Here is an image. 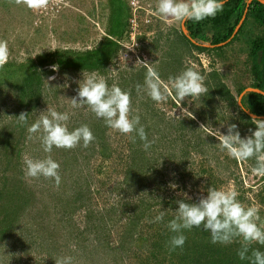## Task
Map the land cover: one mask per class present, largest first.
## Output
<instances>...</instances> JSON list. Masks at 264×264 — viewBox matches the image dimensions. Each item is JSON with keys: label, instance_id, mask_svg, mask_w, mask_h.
Here are the masks:
<instances>
[{"label": "rangeland", "instance_id": "374dc122", "mask_svg": "<svg viewBox=\"0 0 264 264\" xmlns=\"http://www.w3.org/2000/svg\"><path fill=\"white\" fill-rule=\"evenodd\" d=\"M91 1L95 0H68L61 3L58 12L52 13L46 9H29L22 0H0V40L7 41L8 48L7 62L0 63V208L2 200L11 207L12 200L16 203L26 191L37 208L45 205L51 211L45 218L46 223L50 221L48 229L42 228L41 218L31 209L25 216L15 218L19 222L13 227L4 226V214H0V264H50L62 256L73 257V264H177L171 263L162 250L151 247L158 238L167 248L169 245L165 239L167 228L163 224L150 223V220L160 211L173 213V217L178 207L176 201L185 199V193L190 198L186 202H198L211 186L234 189L244 204L259 206L264 218V176L252 172L255 159L238 161L230 158L226 151L220 150V141L213 136L219 135V131L227 132L222 118L226 117L228 126L235 123L234 114L238 119L243 118L240 127L244 128V121L249 118L243 106L237 99L225 108L221 100L215 101L212 107L205 105L210 94L194 101L191 97L179 100L170 94L159 104L146 94L138 95L136 85L143 84L147 68H135L126 63L125 51L120 44L112 54L115 47L112 42L121 36L116 32L125 31V27L128 29L130 10H122L119 0H99L101 9H109L105 12L108 15L104 14L107 18L100 17L101 27L98 20L86 16L88 8L92 7ZM80 5L86 6L83 19L78 13ZM69 14L68 23H63V17ZM117 23L118 27L122 25L120 30L115 26ZM263 31V27L250 20L244 33L232 43L222 44V49L209 43V51L196 50L186 56L183 65L181 58L187 44L182 37L177 38L182 49H175L172 59L163 61L170 66H158V58L156 60L149 52L146 54L150 66L158 72L174 97L170 78L160 75L164 68L171 71L172 77L186 67H192L204 76L225 75L239 99V90L244 88L245 92L254 82L250 37ZM207 33L211 37L212 31ZM97 48L103 50L102 58H106L100 64L104 72L93 69L66 74L50 58V54L59 50L72 57L75 53ZM9 62L12 66L2 69L1 65ZM32 64L41 71L53 70L52 74L43 76L42 83L36 77L34 83L40 84L41 88H32L30 79L35 76ZM53 66H58V71ZM83 71L95 72L105 77L109 86L115 83L122 90L130 91V116H140L149 140L154 141L149 151H144L138 137L133 143L129 135L109 129L87 106L72 107L71 99L77 95V81L82 79ZM205 85L207 87V83ZM27 90L34 93L30 95ZM48 107L67 111L70 129L87 124L94 134V141L87 148L81 142L72 149L54 148L50 154L45 153L39 138L42 130L29 139L27 128L17 123L16 117L27 113L31 124ZM202 125L207 130L201 128ZM6 140L10 149H14L7 159ZM48 155L60 164L58 186L54 180L44 177L26 179L24 176L25 156L43 159ZM20 184H24L25 190L19 188ZM171 184L177 187L173 189ZM166 201L173 207L166 205ZM64 211L67 214L63 217ZM193 230L185 231L187 239L197 238ZM39 231L44 240L37 236ZM54 239L57 243L53 245L57 249L44 246L47 241L52 244ZM252 245L260 248L255 242ZM240 246L238 241L223 245L226 256H234ZM164 257L166 260L161 262ZM239 264L245 262L241 260Z\"/></svg>", "mask_w": 264, "mask_h": 264}, {"label": "clouds", "instance_id": "9594fccd", "mask_svg": "<svg viewBox=\"0 0 264 264\" xmlns=\"http://www.w3.org/2000/svg\"><path fill=\"white\" fill-rule=\"evenodd\" d=\"M22 2L27 8L37 10L45 8L48 0H22ZM225 3L226 0H157L156 9L151 3L156 15L152 17V22L144 27L143 35L145 34L144 37L148 39V43L139 48L140 57H146L144 62L136 61L137 57H133L132 50L121 42L125 36L126 27L123 29L125 31L116 42L124 48L125 62L135 68L138 66L147 68L143 84L136 85L138 95L146 94L159 104L161 101L167 100L168 95L171 94L168 85L162 83L158 72L150 66V58L145 51V47L151 44L157 33L152 28L153 22L159 16L164 21L173 20L179 25L188 21L200 22L209 17L214 18L219 12H222ZM127 4L131 16L129 0H127ZM147 33H149L148 36ZM7 58V41L0 40V63H6ZM53 69L58 71V66H53ZM49 79H55V77ZM204 81L205 76L199 71L192 67H186L175 77H170L171 88L175 93L173 98L184 100L186 97H191L194 101L208 92ZM77 83V95L71 99L72 107L87 106L97 118L104 121L109 129L129 135L133 143L138 137L143 142L145 152L151 149L154 141L149 140L145 127L141 124L140 116H130L132 111L130 91L122 90L115 83L109 86L105 77L99 76L95 72L83 71L82 79ZM16 120L17 123L27 128L29 139L33 134L42 130V135L39 137L40 143L43 151L49 154L54 148L72 149L80 145L81 142L82 146L87 148L95 139L87 124L70 129L68 126L70 114L67 111L60 112L48 107L46 111L41 112L39 119L31 124L27 113H21L16 117ZM251 122L256 125L255 130H250L251 135L242 137L238 126L229 124L225 134L219 131V135L213 136L220 141L218 143L220 150L226 151L230 158L238 161L254 158L255 166L252 167V172L264 176V119L253 115ZM201 128L207 130L204 125ZM132 133L135 135H130ZM59 168L60 164L51 155L43 159L26 156L23 158V171L26 179L44 177L54 180L58 186L61 182ZM170 186L173 189L177 187L176 184ZM238 195L234 189L224 190L211 186L207 188L206 196H201L198 202L190 203L186 202L190 198L185 193V199L176 201L178 207L172 219L166 221L167 211H160L150 220V223L163 224L169 232L174 234L168 242L171 251L185 245L186 230L190 231L202 226L205 232L210 233L212 244L229 245L238 241L241 247L237 254L241 260H248L249 264H264V251L259 248H251L254 242L264 246V218L260 215V207L244 204L238 199ZM250 251L251 255H249ZM55 261L56 264H73V257L62 256Z\"/></svg>", "mask_w": 264, "mask_h": 264}, {"label": "trees", "instance_id": "16d2710c", "mask_svg": "<svg viewBox=\"0 0 264 264\" xmlns=\"http://www.w3.org/2000/svg\"><path fill=\"white\" fill-rule=\"evenodd\" d=\"M250 20L263 27L264 30V3L261 0H226L223 11L219 12L214 18L209 17L200 22L188 21L187 27L191 31L192 38H195V41L193 42L194 47L200 51H209L210 48L204 46V43L208 42L211 45H215L216 47L219 45L217 49H222L223 46L220 44H224L226 42H228L226 44L232 43L234 39L244 33V29ZM239 25H241L240 29L236 35H234ZM208 31H212L211 37L207 35ZM116 33L120 36L123 34V31ZM249 43L251 45L250 58L252 60V75L254 78L252 86L253 88H258L264 91V31L262 34H258L255 37H250ZM112 44H115V47L113 48L114 50L112 49V51H114L112 54L114 55V53L119 49V45L115 41H113ZM102 51V49L100 50L97 48L89 52L85 51L79 54L75 53L72 57H70L66 56L62 53V51L59 50L50 54V58H52L54 62L60 66L63 73L65 72L66 74L74 70L98 69L104 72V68L102 65H100L103 64L104 60L106 59L102 58V56H104L102 55ZM92 58H94V60ZM110 58L112 57L110 56ZM1 66L2 69L8 68L12 66V63L9 62ZM32 66L34 73L33 75H35L30 79L32 88L35 86H37V88H41V85L35 84L34 81L37 77L39 79V83H42V78L44 75H47V72L46 70H39L36 67V64H32ZM243 89L239 91L242 92ZM27 93L31 95L34 93V91L27 90ZM242 103L244 108L247 109L246 111L257 115L258 118L264 119V93L254 90H252V92L248 91L243 96ZM247 117L252 119L250 115H247ZM6 144L8 145L5 147V156L7 159V157L9 158L12 155L11 151L14 149H10L9 141L6 140ZM19 188L24 189V184H20ZM21 194L22 195L19 197L16 203L14 201L15 199L12 200L11 203L13 206L11 207H9L8 204L2 200L0 214H4L2 219L3 225L6 227H13L14 225L17 226L16 224L19 222V219L15 218H19L20 215L25 216V212L27 213L31 209V211L34 212V215H38L41 218L39 223L42 225V228L48 229V226H50L48 225L50 221L49 223H46L45 218H47V215L51 213V211L47 209L45 205L44 207L37 208L35 203H33L34 199L31 196H28L26 191H23ZM165 203L166 205L170 204L168 201ZM170 206L173 207V204L171 203ZM63 213V217L66 216L67 212L64 211ZM172 214L170 215L166 213L165 220L167 221L172 219ZM166 232L167 237H165V239L169 242L171 236L174 234L169 232L168 229H166ZM193 232L197 238L187 239L185 245L182 248H177L175 251H171L169 247L167 248L166 243H163V241L159 242L158 239L160 238L153 241L151 247H153V249L162 250L164 253H166L165 257L168 258L171 263L173 261L177 262V264H239L241 262V259L237 254L238 250L235 252L234 256H226L223 245L220 246L219 244H212L210 241V233L205 232L203 228H194ZM40 233L42 232L39 231L37 235L39 239L42 238ZM162 234H164V232H162ZM53 243L55 245L57 241L54 239L52 244L47 241V245L44 246L46 248H50V250H55L57 248L53 245ZM40 244L43 243L40 242ZM259 246V249L264 251V246ZM251 247L255 249V245H251ZM249 255H251V251L249 252ZM51 257L53 256L51 255ZM165 257L161 260V262L166 260ZM243 261L245 264H249L248 260ZM54 262L55 261H51L50 264H54Z\"/></svg>", "mask_w": 264, "mask_h": 264}, {"label": "crops", "instance_id": "0c3cea01", "mask_svg": "<svg viewBox=\"0 0 264 264\" xmlns=\"http://www.w3.org/2000/svg\"><path fill=\"white\" fill-rule=\"evenodd\" d=\"M91 2H93L95 4V7H94V4L91 3L92 7L88 8V15H86V16L98 20L101 27H103L101 24V21H100V17L108 15L105 12L109 11V9H107V8L105 10H103V8L101 9V6H100L101 4H99V0H95V1H91ZM151 3L153 4V6L156 9L157 0H151ZM118 5L120 6V8L122 10H125V12H128L129 9H128L127 0H119ZM85 8H86L85 5H80V7L78 8V11H79L78 13H79L80 19L81 18L83 19L84 18L83 16H85V15H83V14H85L84 13ZM118 10H120V9H118ZM112 14H114V7L112 8ZM69 18H71L70 14L64 16L63 19H65V20H63V23L67 24L69 21L68 20ZM117 22L119 23V20ZM118 23L115 25L116 27H118ZM80 25L83 26V23H80ZM121 26L122 25L120 24V26L118 27V30H120ZM240 26L241 25L238 26L234 35H236V33L239 31ZM152 28L155 29L157 31V33H156L155 38L151 42V44H149L145 47V51L149 52L153 58H154L153 55H155L156 60L158 58V62H159L158 66H160V65L163 67H165V65L170 66L167 64V62H166V64H164L163 61L164 60H167V61L171 60L173 55H174L175 49H179V48L182 49V43L177 41L178 37H182V41L186 42V44H187L184 47L185 53H183V55H182L181 65L184 64V60H185L186 56H189L190 54H193L196 52L197 49L193 45L195 38L194 39L192 38L191 31L187 27V22L183 25H179L177 22H175L173 20L164 21L159 16L153 22ZM106 31H108V28H106ZM175 36H176V39H174ZM207 44H209V43L206 42L203 45L207 46V47L210 46ZM220 45H222V44H220ZM211 46L214 47L215 45H211ZM162 70L164 71L163 73H162ZM162 70H160V75L162 77L170 78L173 76V75L169 74L171 72L169 69L164 68ZM178 71H182V69L178 70ZM214 74L215 73H212L211 75L205 76L204 82L207 83L208 92L205 93L203 96L205 97L206 94H210L209 97H211L212 100H211V98H209V100L205 101L204 104L205 105L209 104V106L212 107L214 105V103H216L215 101L219 102L221 100V103L224 104L223 107L225 108L228 103H230V105H232L231 103H234V101L237 99V101L240 103V105L243 106L242 99H243V96L245 95V93L248 92L246 89H248L249 87H247L245 89L246 90L245 92L242 91L239 94V99H238L237 93L234 91V89L231 87V85L227 83V81L225 79V75H220V74L214 75ZM251 88H253V87H251ZM243 108H244V106H243ZM245 112H246L245 113L246 116L247 115H250L251 117L253 116V115L249 114L247 111H245ZM221 115H222V117L224 116L223 111H222ZM226 115H227V113H226ZM232 116L234 119L233 122H235L234 124H236L237 126L239 124L238 129L241 132V134H243V133L251 134L250 130H255L256 125L251 122L252 119H250L249 117H248L249 119L244 121V124H245V126H243L244 128H241L240 124H241L243 118L238 119L236 117V114H234ZM209 118H211V116ZM229 118H231V117H229ZM222 119L223 120L221 121V123L225 126L224 128H227L228 126H226V121L224 120V119H226V117H223ZM228 123H231V121H228Z\"/></svg>", "mask_w": 264, "mask_h": 264}, {"label": "built area", "instance_id": "2783aa9c", "mask_svg": "<svg viewBox=\"0 0 264 264\" xmlns=\"http://www.w3.org/2000/svg\"><path fill=\"white\" fill-rule=\"evenodd\" d=\"M66 1L68 0H48L47 6L42 9H46L48 12L52 11V13L55 11L58 12L61 8V3L65 4ZM129 6L131 9L130 23L121 42L124 46L132 50L133 57H137L136 61L144 62L146 57H140L139 48L143 44L148 43V39L144 37L145 34L143 35L144 27L152 22V17L156 15V11L148 0H129ZM148 35L149 33H147ZM171 95L174 97L172 93Z\"/></svg>", "mask_w": 264, "mask_h": 264}, {"label": "water", "instance_id": "95a60500", "mask_svg": "<svg viewBox=\"0 0 264 264\" xmlns=\"http://www.w3.org/2000/svg\"><path fill=\"white\" fill-rule=\"evenodd\" d=\"M263 3H264V0H261ZM53 73V70H51V69H49V70H47V74H52ZM252 91V90H254V91H258V92H262V93H264V91H262V90H260V89H258V88H248L247 89V91ZM249 114H251V115H255V114H253V113H251V112H249V111H247ZM256 117H258L257 115H255Z\"/></svg>", "mask_w": 264, "mask_h": 264}]
</instances>
